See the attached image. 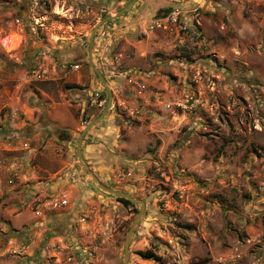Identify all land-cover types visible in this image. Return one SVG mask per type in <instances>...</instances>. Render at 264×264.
Masks as SVG:
<instances>
[{"label": "rangeland", "instance_id": "rangeland-1", "mask_svg": "<svg viewBox=\"0 0 264 264\" xmlns=\"http://www.w3.org/2000/svg\"><path fill=\"white\" fill-rule=\"evenodd\" d=\"M99 1L43 0L40 11L62 15L73 6L89 24L87 50L92 27L122 8L118 0ZM162 1L134 33L115 36L106 52L108 68L127 69L124 79H131V86L118 88L124 102L115 122L121 172L130 175L115 174L112 189L145 205L128 264H264V0ZM25 4L0 0V33L21 36L15 49L7 37L10 57L0 50V65L11 64V72L26 71L34 48L29 28L14 23ZM174 8L180 11L175 24L148 30L152 19ZM0 174V264H123L138 203L124 206L86 173L93 187L87 200L70 207L64 192L72 221L61 245L51 242L48 228L32 234V225L46 228L53 213L33 214L45 197L17 202L16 176L7 169ZM147 251L152 256L142 257Z\"/></svg>", "mask_w": 264, "mask_h": 264}, {"label": "crops", "instance_id": "crops-1", "mask_svg": "<svg viewBox=\"0 0 264 264\" xmlns=\"http://www.w3.org/2000/svg\"><path fill=\"white\" fill-rule=\"evenodd\" d=\"M117 2L121 7L125 6L124 0ZM162 2L135 1L131 11L101 25L93 37L94 66L112 90L113 103L107 115L82 138L81 153L98 179L111 188L115 187L114 175L121 172L123 162L118 155V126L115 122L118 107L124 101L117 93L121 85H131L124 79L128 74L127 69L113 71L108 68L112 62L106 52L117 37L134 33L136 24H141V18L152 17L159 7L164 6L165 3ZM20 8L21 15L25 16V6ZM64 10L66 11L62 15L49 16V13H43L42 17L46 16L45 26L31 34L32 43L34 47H50L59 61L70 65L78 64V69H58L54 80L28 84L24 79L25 68L23 71L13 69L11 72V64L7 67L0 65V100L3 106L0 108V150H5L0 153V170L7 169L8 175L16 176L18 181L14 186L20 188L17 202H24L27 198L40 200L58 192H66L70 195L71 207L74 200L83 203L87 200L88 193H93L91 181L77 160L76 144L84 125L103 109L89 106L93 93L100 92L102 97H106L87 62V50L83 47L89 24L73 6ZM110 14L113 15L111 12ZM136 21L138 22L135 23ZM8 32L12 30L8 29ZM55 35L58 37L55 38ZM31 52L29 50L28 54ZM118 57L114 56L115 62L119 60ZM13 111L17 113V119L10 117ZM12 131L18 135L13 143L6 138ZM103 198L106 203L112 204L110 198ZM70 213V208L51 213L46 220V228L42 223L32 225L36 228L32 232L33 236H41V232L44 233L48 228L45 234L52 237L51 242L56 240L59 244H64L67 241V222L72 221V218H68Z\"/></svg>", "mask_w": 264, "mask_h": 264}, {"label": "built area", "instance_id": "built-area-1", "mask_svg": "<svg viewBox=\"0 0 264 264\" xmlns=\"http://www.w3.org/2000/svg\"><path fill=\"white\" fill-rule=\"evenodd\" d=\"M25 1V16H16L14 23L20 28H29L32 33L39 31L41 27L45 26V20L41 19L43 12L41 3L43 0H24ZM22 8H19L21 11ZM20 15V13H18ZM180 11L177 8L172 9L166 15L152 19L148 24V30L154 31L157 29H164L166 25L175 24ZM18 33V32H17ZM20 36V33H18ZM9 33H0V50L5 51L7 54L11 52L5 49V41ZM21 37V36H20ZM7 43V42H6ZM27 67L24 75L25 82L42 83L55 79L58 69L63 71H72L79 68L78 64L70 65L66 62H61L55 56L54 51L48 46H37L32 49L28 55ZM111 72V71H110ZM113 75V74H112ZM129 82L131 79L128 80ZM134 83V82H133ZM105 104V98L101 96L100 92H94L92 99L89 102L91 108H102ZM0 108H3L2 101L0 100ZM12 119H17L18 115L15 111L10 113ZM8 133V132H7ZM6 133V134H7ZM5 136V135H4ZM8 141L12 142L18 138L16 132L12 131L6 135ZM23 144V143H22ZM130 175V171L126 170L118 174V179L123 180ZM69 204L68 195L66 193H57L45 197L34 204L33 214L38 218L45 217L46 213L64 209Z\"/></svg>", "mask_w": 264, "mask_h": 264}, {"label": "water", "instance_id": "water-1", "mask_svg": "<svg viewBox=\"0 0 264 264\" xmlns=\"http://www.w3.org/2000/svg\"><path fill=\"white\" fill-rule=\"evenodd\" d=\"M136 0H130L125 6H123L121 9H119L118 12H116L113 15H106L104 16L102 19H100L91 29L90 34H89V40H88V44H87V62L90 66V68L92 69V71L94 72V74L97 76L98 80H99V86L105 91L106 93V99H105V104L103 106V109L101 111V113L99 115H97L96 117H94L93 119L89 120L83 127V129L80 131L78 139H77V144H76V156H77V160L81 163V165L83 166V168L85 169L86 173L89 175V177L96 183V185L102 189L103 191L118 197V198H122L125 199L131 203H138L140 205V209L138 211V213L136 214V216L134 217L127 233L125 236V240L123 243V264H128V248H129V240L132 234V231L136 225V223L138 222L139 218L142 215V212L144 210V202L140 199H135L123 192H120L118 190L112 189L108 186H105L104 184L101 183V181L98 179V177L93 173V171L89 168L88 164L85 162L84 158L82 157V153H81V141L82 138L84 137V135L86 134V132L92 127L94 126L96 123L100 122L108 113V111L110 110L111 106H112V101H113V96L111 93V90L109 88V86L106 84V81L103 77V75L100 73V71L94 66L93 63V59H92V45H93V37L95 34V31L104 23L111 21V20H115L116 18H118L122 13H124L126 10H128L135 2Z\"/></svg>", "mask_w": 264, "mask_h": 264}, {"label": "trees", "instance_id": "trees-1", "mask_svg": "<svg viewBox=\"0 0 264 264\" xmlns=\"http://www.w3.org/2000/svg\"><path fill=\"white\" fill-rule=\"evenodd\" d=\"M85 121H88V119H86ZM117 201L121 202L124 206L131 204V202H129L125 199H122V198H118V197H117ZM141 256L145 257V258H150L152 256V253L147 251V252L141 253Z\"/></svg>", "mask_w": 264, "mask_h": 264}, {"label": "bare ground", "instance_id": "bare-ground-1", "mask_svg": "<svg viewBox=\"0 0 264 264\" xmlns=\"http://www.w3.org/2000/svg\"><path fill=\"white\" fill-rule=\"evenodd\" d=\"M9 36H13V39H14V43H15V46H14V48L13 49H15V47H16V44H17V41H18V34L17 33H12V34H9ZM8 36V37H9ZM57 36V35H56ZM12 49V50H13Z\"/></svg>", "mask_w": 264, "mask_h": 264}]
</instances>
